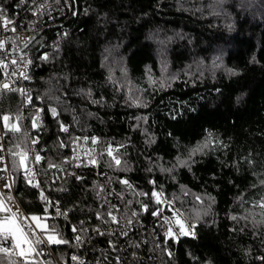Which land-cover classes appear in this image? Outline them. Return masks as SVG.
<instances>
[{
	"label": "trees",
	"instance_id": "obj_1",
	"mask_svg": "<svg viewBox=\"0 0 264 264\" xmlns=\"http://www.w3.org/2000/svg\"><path fill=\"white\" fill-rule=\"evenodd\" d=\"M29 2L2 5L14 16L16 6L23 13ZM72 7L32 43L29 84L30 111L44 110L39 171L69 174L47 189L70 221L14 174L25 211L43 216L47 207L55 217L49 225L72 242L52 246L58 260L67 264L77 252L87 264H116L117 256L124 264H264V209L256 208L264 199V0H76ZM20 105L16 94L0 93V116L15 117ZM20 126V134L6 136L7 148L22 140L27 127ZM78 135L118 147L121 164L110 167V180L120 201L140 211L144 229L125 239L94 231L97 224L106 231L109 208L97 197L93 173L65 162L71 147L59 146ZM48 161L60 168H48ZM153 190L175 201L195 223L197 238L165 243L158 230L153 238L157 205L138 195ZM140 203L148 204L146 213ZM71 223L88 229L85 245L73 246Z\"/></svg>",
	"mask_w": 264,
	"mask_h": 264
},
{
	"label": "snow or ice",
	"instance_id": "obj_2",
	"mask_svg": "<svg viewBox=\"0 0 264 264\" xmlns=\"http://www.w3.org/2000/svg\"><path fill=\"white\" fill-rule=\"evenodd\" d=\"M35 0H33V3ZM58 2V0H57ZM27 3V0H20V5H24ZM40 8H43V5H40ZM39 11V10H38ZM36 14V13H34ZM40 15L43 13L40 12ZM75 14V13H74ZM10 24H14V21L10 20L5 10L0 7V26L3 27L5 31L16 32V27L13 26L9 28ZM20 37L17 36L15 39L11 37H7L5 39H0V52H7L8 48L7 45L11 43V51L16 52L18 50V45L16 43ZM31 38H25L23 42V47L27 48L28 44L31 42ZM40 59L48 60V55L42 54ZM32 63L30 59H25L22 55L17 58H12L9 61H5V59H0V72L8 77H19L23 80L30 79L29 75L27 74V67ZM9 65L13 66L12 71H8ZM22 65V68H21ZM231 74L235 75V72ZM14 83V81H13ZM11 91V92H18L22 97L26 98L28 104L32 103V97L24 88H13L10 83L2 82L0 83V92ZM98 102V101H94ZM43 109H36L35 118L31 120V128L38 129L40 127V117L39 113L43 112ZM51 115L56 118L59 116V113L55 107L50 108ZM24 119L23 115L18 114L15 117L4 114L0 116V122H2V126L4 128L3 135H0V173H7V176L0 175V180H4L5 183L0 186V264H51L50 261L42 260L41 258L45 255L44 248L49 246H58V245H65L71 244L72 242L65 239L63 235L57 230L55 225L50 226L48 223L49 219H55L48 214L47 207L45 208V214L43 216L39 215H31L25 216L23 213L20 212L18 208L15 210L11 206V202L13 197L10 195L11 189L16 181L17 176L14 174H21L24 181L31 186L32 188L39 189V198L45 202L48 206H54L56 208V214L58 216H65L66 213L61 211L57 205H53V202L49 200V198L45 195L43 188H41V183L39 180L36 179V165L41 164L45 160L43 156H41L38 152H35L33 148L29 145H35L39 142V138L31 137L29 138V134L27 131L23 132V138L19 142L15 143L12 147L5 149L4 143L2 142L4 136H7L9 132L12 134H20L22 132V128L20 126V122ZM146 121V118H144ZM10 121H12L10 123ZM60 131L64 133L69 132V128L67 125L63 124L62 122L58 121ZM211 135V134H209ZM85 141L91 140L92 144H97L98 138L96 137H83ZM81 140V137H75L72 140V143L78 144ZM60 147H71L70 144H65L63 141L60 142ZM206 146V145H205ZM118 148H113L110 144L104 149L107 156L111 158L110 161H106L108 167L119 166L121 164L120 158L115 155L118 152ZM7 151V154L11 157V170L9 168V164L5 161L4 153ZM73 152H77L76 148H72ZM193 151V154H195ZM95 149L89 148L85 155L89 157L87 165L92 166H99V162L94 155ZM31 154V155H30ZM103 154V153H102ZM71 159L79 160L80 156L77 152V155L73 156ZM67 162V161H65ZM114 162V165L113 163ZM186 163V162H182ZM85 165V166H87ZM48 168H60V165L54 164L51 161L47 162ZM80 167V164L76 165ZM164 171L171 172L172 169H164ZM77 179H82V177H77ZM121 183L127 185L129 188L132 187L131 184L127 180L121 181ZM150 183L155 184V181H150ZM264 185V180L260 182ZM3 189H7L8 192L6 193ZM138 195L143 196H150L154 198V202L156 205L162 204H171L173 201H168L163 199V192L162 191H155L153 190L150 194L149 193H138ZM197 200L201 198L199 196L196 197ZM256 204L261 208L264 209V199H261L256 202ZM142 211H148V205L142 204ZM173 216H165L163 220L165 224L169 225L167 231H165L164 235L166 237L165 243H167L168 239L177 240L181 236H195V225L191 227L187 226L183 219H181L180 213L178 209H173ZM163 212V208L157 207L152 212L151 215L160 217L161 213ZM133 216L138 215V213H132ZM107 216L110 220H103V223H116L119 224L120 221L118 220L117 216L113 214L112 211H108ZM233 220H237L236 216L231 217ZM97 219H102L99 213H97ZM242 219H247V217H242ZM127 223L130 225L132 220L129 219ZM259 223V222H256ZM81 225H83V221H81ZM172 225L178 226V231H173ZM73 233H82L76 234L74 236L75 243L73 244L74 247H81L83 246L84 239L87 236L88 229L81 227L77 229L76 226H72ZM99 235H105V233L101 232L99 228L94 229ZM121 235H127V231H122ZM7 245V246H6ZM168 255H171V252H168ZM15 257V258H14ZM72 260L79 261L77 256H72ZM261 259H264L262 257ZM79 264H83L82 261H79Z\"/></svg>",
	"mask_w": 264,
	"mask_h": 264
},
{
	"label": "built area",
	"instance_id": "obj_3",
	"mask_svg": "<svg viewBox=\"0 0 264 264\" xmlns=\"http://www.w3.org/2000/svg\"><path fill=\"white\" fill-rule=\"evenodd\" d=\"M76 0H35V2L33 3V0H30L29 4L24 8L25 10H23V13H20V8L19 6H16L15 9L17 12L14 13V16H11L9 14L8 11H6L2 5V0H0V7H2L5 12L7 17L14 21V24H10L9 28L15 26L16 27V32H11V31H5L3 29L2 26H0V39H5L7 37H11L13 39H15L17 36L20 37L19 40L16 41L18 47V50L16 52H12L11 51V43H9L7 45L8 51L7 52H0V59H5V61H9L12 58H17L19 59L20 56H24L25 59H30L32 61V63L27 67L26 71L27 74L29 75L30 79L28 80H23L21 78L17 77H11L8 76L6 77L3 72H0V83L2 82H8L11 84V86L13 88H24L27 90V92L31 95L30 93V89H29V84L32 81V70H33V66H34V60H33V54L31 52V45L32 43L35 41V39L38 36L39 31L48 28L49 26H51L53 23H55L56 21H59L60 18L62 16H65L66 14H68L72 9H73V2H75ZM40 5H43V8H40ZM39 10V11H38ZM42 12L43 14L40 15L39 13ZM36 13V14H34ZM74 15H76V12L74 11ZM58 26H61V23H58ZM62 35H65V30L62 28ZM34 37V39L31 40V42L28 44L27 48L23 47V42L25 40V38H31ZM22 68V65H21ZM13 70V66L9 65V69L8 71H12ZM14 81V83H13ZM0 93H12V94H16L18 96V98L21 100V105H20V111L19 114L23 115L24 119L20 122V124L23 127H27V132L29 134V138L31 137H37L39 138V142L35 145H29L31 148H33L35 150V152H37V147L38 145L41 143V134L43 133V131L45 130V122H44V118H43V112L39 113V117H40V127L38 129H32L31 128V120L33 118H35V113H36V109H42L41 107H37L35 110H31V104H28L26 101L25 97H22L18 92H11V91H5V92H0ZM32 97V95H31ZM32 112V115H31ZM4 133V128L2 126V122H0V135H3ZM75 137H81V140L78 142V144L76 143H71V154L67 159V162L71 163L74 165V167L76 169L79 168H83L86 170H89L93 173L94 179L97 183V197L99 198V200L105 205L107 206V208H109L108 211H112L114 215L117 216L118 220L120 221L119 224L116 223H109L108 226H105L106 231L104 232V229L101 227V225H96V228H99L101 232L103 233H107L110 234L111 236L114 237H121L123 239L127 238L128 235H130V233H133L137 230V228L139 229H144V224L142 219H140V211L137 208H134L133 204L130 205H125V201H124V197L122 196L121 199L124 202L120 201V196H119V191L117 190V187L115 186L114 182H112L110 180V174H109V169L110 167H108V164L106 163V161H110L111 158L107 156L106 152H104V149L110 144L113 148H118L116 145L108 143L105 144L104 141L98 137V136H94L96 138H98V143L97 144H92L91 140L89 139L88 141H85L83 139V137H89V136H75ZM74 137V138H75ZM91 138V137H89ZM4 143L5 149L7 148V143H6V136H4V139L2 141ZM66 149V147H64ZM72 148H76L77 152L79 153L80 159L79 160H74L71 159L73 156L77 155V152H73ZM95 149V153L94 155L96 156L98 162H99V166H92V165H87L88 159L89 157L85 155V152L89 149ZM103 153V154H102ZM5 155V161L9 164V168L11 170V165H10V158L9 155L7 154V151L4 153ZM31 155V154H30ZM115 155H117L120 160H121V156L118 152L115 153ZM114 164V162H112ZM80 164V167H77L76 165ZM87 165V166H85ZM0 167H2V165H0ZM35 171H36V179L40 181L41 183V188H43L45 195L49 198V200H51L53 202V205H57L61 211L66 213V217L65 216H58L56 214V208L54 206H48L49 208L53 209L56 216L63 218L67 221H70V217H69V212L67 210H65L61 203L54 199L48 189L47 186L51 183H56L57 181L59 183L61 182H67L70 179L69 174L67 173H63V175H59V174H53V173H47L45 176H43L41 174V172L39 171V167L38 165H36L35 167ZM0 175H4L7 176V173H0ZM123 180H127L129 182V184L132 185L131 188H129L127 185L123 184L125 186V188L130 191L133 192L134 191V186L133 184L127 179V178H123ZM5 183L4 180H0V186H2ZM31 187V186H30ZM32 188V187H31ZM38 194H39V189L34 188ZM3 191H5L6 193L8 192L7 189H3ZM156 191H161V190H156ZM121 193V192H120ZM10 195L13 197V200L11 202V206L13 207V209L15 210L16 208H18L20 210L21 213H23V215L25 216H30L24 209L23 205L21 204L18 195L16 193L15 190V186L13 185ZM119 196V201L117 200ZM163 199L168 200V201H173V203L169 204H162V205H157V207L163 208V212L161 213L160 217H156V216H152L153 218V223L155 225V228L151 230V234L153 235V238L155 240L158 239L157 236V230L160 232V234L164 235L165 231H167V228L169 225L165 224L163 217L165 216H173V209H178L181 219L184 220L185 224L189 227H191L192 225H195V223L191 220H189L184 213L178 208V206L176 205L175 201L172 199H168L166 197V195L163 193ZM39 200L45 204L44 201H42L40 198ZM142 204L145 203H140V208L142 210ZM148 205V204H147ZM138 213V215L133 216L132 213ZM143 213H146L143 211ZM107 219L110 220V218L107 216ZM131 219L132 223L129 225L127 223V221ZM96 220H102V219H97L96 216ZM72 226H76L77 229L81 228L82 226H77L74 223H71V229ZM173 227V231H178L177 226L176 225H172ZM72 231V230H71ZM122 231H127V235H121ZM195 236H181L179 237V239H182L183 237H191V238H197V229L195 226ZM73 233V232H72ZM97 233V232H96ZM74 236L76 234H81L82 233H73ZM142 240V244L145 245L146 244V239L143 236V238H141ZM88 241V238L85 237L84 239V243L83 245H85ZM73 242L74 241V237H73ZM131 242V241H130ZM142 244H138V247L142 248ZM123 249V248H121ZM44 252L45 255L41 258L42 260H46L49 259L51 261V264H62L59 260L57 255L55 254V252L53 251L52 246H49L47 248H44ZM72 256H77L79 258V261H82L83 264H87L88 260H87V256H84L80 253L77 252H73L69 255L68 258V262L67 264H79V261H74L71 259ZM138 256V254L136 253V251L132 252V257L136 258ZM116 260V264H124V262L122 261V258H120L119 256H117L115 258ZM96 264H106V262L104 261H97Z\"/></svg>",
	"mask_w": 264,
	"mask_h": 264
},
{
	"label": "rangeland",
	"instance_id": "obj_4",
	"mask_svg": "<svg viewBox=\"0 0 264 264\" xmlns=\"http://www.w3.org/2000/svg\"><path fill=\"white\" fill-rule=\"evenodd\" d=\"M256 208H260L258 205H256ZM177 229H178V226H177ZM179 230V229H178Z\"/></svg>",
	"mask_w": 264,
	"mask_h": 264
}]
</instances>
